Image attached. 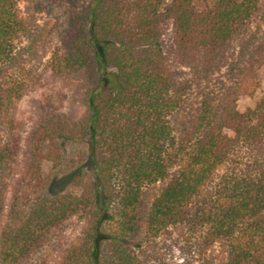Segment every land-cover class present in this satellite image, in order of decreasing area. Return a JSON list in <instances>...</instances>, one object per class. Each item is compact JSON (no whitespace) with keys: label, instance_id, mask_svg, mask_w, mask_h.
Returning <instances> with one entry per match:
<instances>
[{"label":"trees","instance_id":"1","mask_svg":"<svg viewBox=\"0 0 264 264\" xmlns=\"http://www.w3.org/2000/svg\"><path fill=\"white\" fill-rule=\"evenodd\" d=\"M23 1L0 0V125L29 85L18 55L38 22ZM69 2L46 67L82 111L39 106L0 212V264L73 217L51 264H170L150 250L177 226L222 246L214 264H264V0ZM243 96L256 99L241 111ZM15 156L0 142V170Z\"/></svg>","mask_w":264,"mask_h":264},{"label":"rangeland","instance_id":"2","mask_svg":"<svg viewBox=\"0 0 264 264\" xmlns=\"http://www.w3.org/2000/svg\"><path fill=\"white\" fill-rule=\"evenodd\" d=\"M29 1H23L22 7L26 12L35 14L38 26L35 29L36 35L24 40L18 55V60L25 67V74L29 75V85L22 99L14 104L0 125V142L11 144L16 149V160L7 162L0 170V212L9 198L17 166L23 161L25 136L32 127L39 106L51 101L57 109L73 115L82 111V108L71 105L65 95L64 85L55 81L46 67L50 50L59 43L66 17L75 6L69 0ZM9 71L15 75L24 73L18 66ZM259 74L260 88L257 96L264 91L263 68L259 69ZM255 99L256 97H241L238 102L239 110L244 111L246 107L253 105ZM80 229L81 221L73 217L58 227L40 231L22 264H51L56 247L71 239ZM151 247V257H154L155 247L156 252L170 264H214L223 250L221 245L201 250L195 244L193 232L186 226L172 227Z\"/></svg>","mask_w":264,"mask_h":264}]
</instances>
